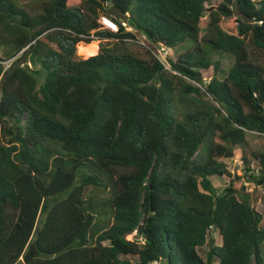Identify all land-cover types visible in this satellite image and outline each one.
<instances>
[{"label":"trees","instance_id":"obj_1","mask_svg":"<svg viewBox=\"0 0 264 264\" xmlns=\"http://www.w3.org/2000/svg\"><path fill=\"white\" fill-rule=\"evenodd\" d=\"M211 1L0 0V264H264V0Z\"/></svg>","mask_w":264,"mask_h":264},{"label":"rangeland","instance_id":"obj_2","mask_svg":"<svg viewBox=\"0 0 264 264\" xmlns=\"http://www.w3.org/2000/svg\"><path fill=\"white\" fill-rule=\"evenodd\" d=\"M24 2H28L32 5V7H36L37 4L35 3L36 0H23ZM224 0H212L209 2L206 6L208 9L206 17L202 20L203 24H207L209 22V10L213 7L218 6L221 4ZM236 15L232 19H228L225 22L231 23L234 21L236 17H242L241 14L237 9H235ZM129 31L132 32V28H128ZM97 43V47L99 49L100 42L93 41ZM127 46L131 48L133 51H136L139 55L145 56L147 55L148 51H152L168 68H169V60H176V58L184 52L186 49H169L165 48L163 46H154L150 47L149 45L145 44V40L143 37L136 35L135 39L129 40L127 43ZM85 48L78 49L77 54L84 58L88 59L92 56L85 55L82 51ZM98 52V50H97ZM95 56V55H93ZM3 63V62H1ZM213 71L208 70L204 71V78L206 81H209L212 76ZM264 152V135H259L257 133H248L246 137V144L243 146H237L234 151V156L230 159H220V161H223L227 167L228 170L231 173L243 175L244 174V163H243V156H249L251 152ZM256 165V162H254ZM212 181L214 185L219 188L220 190L229 186V178L224 177H212ZM245 190L251 192V202L255 206V208L263 214L264 216V186H256L255 184L246 183L245 184ZM264 225V221H263ZM217 242L218 244L221 243V239L219 236H217ZM133 264H137V260L133 259ZM157 264V263H153Z\"/></svg>","mask_w":264,"mask_h":264},{"label":"water","instance_id":"obj_3","mask_svg":"<svg viewBox=\"0 0 264 264\" xmlns=\"http://www.w3.org/2000/svg\"><path fill=\"white\" fill-rule=\"evenodd\" d=\"M112 11L116 12V14L118 15V17L120 19H122L124 22L128 21V16L124 14V12L120 9V8H113ZM245 21H250L248 19L245 18ZM216 232V229H213V234ZM36 248H35V244H31L29 246V250L28 252L24 255V257L22 258V263L21 264H28L31 260H33L36 257Z\"/></svg>","mask_w":264,"mask_h":264},{"label":"built area","instance_id":"obj_4","mask_svg":"<svg viewBox=\"0 0 264 264\" xmlns=\"http://www.w3.org/2000/svg\"><path fill=\"white\" fill-rule=\"evenodd\" d=\"M99 22L104 28L109 29L110 31L115 32V33L119 32L118 24L111 18L107 16H101Z\"/></svg>","mask_w":264,"mask_h":264}]
</instances>
